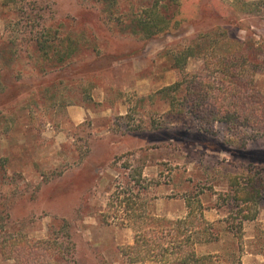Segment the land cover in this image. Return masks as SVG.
<instances>
[{"label":"rangeland","instance_id":"rangeland-1","mask_svg":"<svg viewBox=\"0 0 264 264\" xmlns=\"http://www.w3.org/2000/svg\"><path fill=\"white\" fill-rule=\"evenodd\" d=\"M262 39L264 0H0V264H176L130 262L119 217L188 200L199 254L264 264V137L189 107Z\"/></svg>","mask_w":264,"mask_h":264},{"label":"trees","instance_id":"trees-1","mask_svg":"<svg viewBox=\"0 0 264 264\" xmlns=\"http://www.w3.org/2000/svg\"><path fill=\"white\" fill-rule=\"evenodd\" d=\"M248 44L247 47L239 45L221 57L218 61L221 64L217 71L219 77L214 75L215 81L204 79L206 87H196L197 91L192 93L194 99L191 100L189 107L199 119L221 121L234 128L250 130L257 136L264 137V90L256 85L255 73L248 69L250 57L259 55L264 70V39ZM184 82L187 81L182 78L163 90L177 91ZM188 83L192 84L191 81ZM120 187L121 185H116L117 197L126 192L125 187L119 190ZM244 203H247V198L244 199ZM122 204L123 199L120 200V205ZM187 204L186 217L176 220L158 217L148 209L142 211L137 209L138 212L130 213L125 205L126 215L119 217V223L123 226H136L138 229L135 231L134 243L122 249L123 255L130 262L158 260L172 261L176 264H226L213 253H198L197 236L208 234L209 224L203 210L199 216L193 215L191 201L188 200ZM255 218V214L244 213L240 217V222ZM236 236L242 238L241 230Z\"/></svg>","mask_w":264,"mask_h":264}]
</instances>
